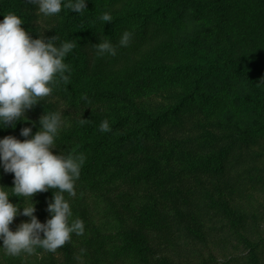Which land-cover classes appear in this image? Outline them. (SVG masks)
I'll use <instances>...</instances> for the list:
<instances>
[{"label": "trees", "instance_id": "16d2710c", "mask_svg": "<svg viewBox=\"0 0 264 264\" xmlns=\"http://www.w3.org/2000/svg\"><path fill=\"white\" fill-rule=\"evenodd\" d=\"M27 3L0 0V21L10 13L20 16L24 20L21 26L33 38L24 11ZM86 7L82 13L62 9L53 17L51 37L58 35L60 42L76 45L65 58L71 69L69 82H61L53 93L70 106L90 108L105 102L125 105L131 114H109L105 120L112 130L106 133L95 125L61 130L58 154L83 153L86 157L76 183L95 195L111 191L119 183L143 187L146 176L157 172V158L167 164L172 159L179 161L176 173L199 175L202 181L190 193V217L178 219L179 210L171 207L173 221H178L180 228L176 240L183 233L192 234L187 220L194 225L200 222L194 232L201 231L200 226L206 232L222 226L228 236L244 244L245 255L238 257L258 264L256 252L264 244V219L251 215L252 208L241 203L264 194V148L257 143L258 139L264 143V0H88ZM105 13L111 15L112 22L101 19ZM187 17L201 23L202 29L179 39L176 34ZM124 31L132 33L126 48L118 44ZM101 37L117 46L116 56L97 54L94 45ZM232 40H241L248 50L238 55ZM236 87L243 88V93L235 91ZM144 95L166 105L155 111L140 109L137 98ZM197 116L200 119H194ZM131 122V129L123 131ZM24 127H32V123L17 122L15 129H0V139L14 136L23 141L26 138L20 131ZM39 128L37 120L32 135ZM163 129L169 135L166 147L156 157L150 156L146 142L160 140ZM129 145L133 153L144 151L138 171L134 169L136 161L114 164L120 159L119 152ZM13 181L14 174L0 167V186L9 188L10 195ZM53 195L50 189L33 196L34 215L41 223L51 218L47 208ZM143 201L147 204L133 220L136 226L126 218L120 227L110 220L103 224L105 231L93 226L87 213L73 211L72 219L84 222V235L73 234L71 242L56 253L37 249V254L24 260L23 254L13 258L1 255L0 264H158L151 257L154 243L160 240L165 250L175 245L160 231L154 236L142 233L149 232L145 227L159 229L153 212L161 213L155 208L157 203ZM10 202L19 204L22 212L23 198L11 196ZM202 212L205 225L199 219ZM20 217L25 216L18 215L10 230H16ZM247 232H253L257 241L249 240ZM163 254L161 264H189ZM236 262L231 256L224 264Z\"/></svg>", "mask_w": 264, "mask_h": 264}, {"label": "clouds", "instance_id": "9594fccd", "mask_svg": "<svg viewBox=\"0 0 264 264\" xmlns=\"http://www.w3.org/2000/svg\"><path fill=\"white\" fill-rule=\"evenodd\" d=\"M88 0H28L36 5L38 14L44 17L58 16L62 9L82 13L87 9ZM104 22H112L109 13L101 16ZM24 20L10 13L0 21V129L17 122H27L26 112L38 103L52 96L61 82L67 84L70 66L65 63L67 55L75 48L73 42H60L58 35L33 39L21 26ZM51 30V29H46ZM132 40V33L124 31L119 39V47L126 48ZM100 56L117 55V46L101 37L94 45ZM67 73V74H66ZM63 112H44L39 119V130L32 135V127H24L21 141L14 136L0 139V167L5 173L14 174V186L9 189L0 186V241L6 256L19 257L37 254V249L56 253L62 246L70 243L72 235L85 233L83 220L72 219L71 205L64 194L76 196L75 185L86 161L83 153L64 152L53 154L58 146L61 130L66 126ZM81 121H87L81 118ZM109 122L102 121L100 132H110ZM30 137V138H29ZM57 189L58 194L48 203L47 211L51 218L41 223L34 215L36 209L33 196L39 192ZM23 198V210L19 204L10 202V197ZM31 206H24L28 202ZM18 215L30 218L22 222L15 231L10 225ZM43 233V238H41ZM84 250H81L83 255ZM79 259V257H77Z\"/></svg>", "mask_w": 264, "mask_h": 264}, {"label": "rangeland", "instance_id": "374dc122", "mask_svg": "<svg viewBox=\"0 0 264 264\" xmlns=\"http://www.w3.org/2000/svg\"><path fill=\"white\" fill-rule=\"evenodd\" d=\"M24 11L27 16V26L34 35L33 39L39 38V33H42L43 31L44 37L46 39L50 38L51 30L46 29H52L54 27L55 23L53 17H51L52 21L49 23L48 19L50 17H44L43 15L38 14L37 6L30 3H27ZM201 29V23H196L192 21L191 18L187 17L180 28V32L176 34V37L179 39L191 37ZM232 42L237 44L236 51L238 52V55L241 53L244 54L248 50L247 45L241 42V40H239L238 43L236 40H232ZM234 90L239 91V94L243 93V88L241 87H236ZM137 100V105L140 109H154L155 111L166 105L162 104L158 99L151 98V95H144L141 98H137ZM134 101L135 99L132 97V102ZM107 108H111L110 111H108ZM44 112H63V119L66 123L64 128L66 129H72L75 127L84 128L92 125L99 128L102 121H104L109 114H115L117 116L131 114L125 105H107L105 102L98 103L90 108L80 107L76 104L70 106L65 103L63 98L58 97L56 93H53L52 96L46 98L44 102L38 103L34 108L26 112V116L28 117L27 122H37ZM187 117L188 116L182 117L180 121H183ZM81 118L87 121L82 122ZM194 119L198 120L200 117L197 116ZM206 121L207 120L204 122ZM132 126L133 123L131 122L128 128L123 131L128 130L129 128L131 129ZM118 135L122 136L123 134ZM168 136L167 130L163 129L161 139L154 142H146L147 148L145 150H150L148 154L156 157L159 152L166 147L167 143H165V141L169 139ZM257 143L260 144V148H264L262 140L258 139ZM58 152L59 150L57 148L53 150V154H58ZM119 153L120 159L118 158L119 161L114 162L115 166H122L123 161L125 163H134L136 161L137 164H134V169L138 171L142 168L141 165L144 160L142 155L144 151L138 154L133 153L129 145V147H126ZM156 161L159 164L157 172L154 174L152 173L149 177L146 176L147 178L143 187L132 188L128 184L119 183L114 186L111 191H105L95 195L89 193L83 186L76 183V196L69 197L68 194L65 193V199L69 201L72 212L87 213V215H90L91 217L92 225L98 226L100 227L99 229L105 231L108 229L103 228V224H106L110 220L116 221V226L118 227L124 225V221L126 220L133 226H136V223H134L133 220L139 218V214L143 212L142 207L147 204L143 200L151 199L153 204L157 203V205L155 204V208L160 210L161 213L154 211L153 214L157 218L154 224L159 227V229L156 230L153 227H145L149 232L142 233H150L154 236L160 231V234L169 235L171 238L170 240L175 245L174 248L169 246L168 250H165L163 249L164 243H159L158 241L160 240L156 238L158 241L152 246L151 257L152 259L157 260L159 262L158 264L162 263L160 258L161 256H165L163 254L165 252L168 253L166 256L169 259L173 261L188 260L189 264H224L225 259L231 256L238 260V262L233 264H250L249 262H245V259L238 257L244 254V244H242L239 239L237 240L234 237H230L231 235L228 236V233L222 229V226L219 228L218 225H215V229L210 232H206L205 229L202 230L200 226L201 231L194 232L196 224L200 225V222H196L194 225L191 221L187 220L193 229H191L193 231L192 234L183 233L180 240H176L175 235L179 233L178 231L180 228L177 224L178 221H173L171 207L179 210L178 219L190 217L192 214V200L190 199V193L195 190L197 183L201 182L202 178L199 175L189 173H185L182 176L176 173L177 171L174 170L180 168L179 166H181V163L174 159L168 164L164 163L160 158H157ZM53 190L55 194H58L57 189ZM246 202L247 201L242 202V206L251 207V215L259 220H263L264 194L258 193L252 201ZM162 208L163 210L161 211ZM199 219L204 220L203 223L204 225L206 224L204 212L199 216ZM20 220L21 222L18 226L22 222H30V218L26 216L20 217ZM246 235L249 240L257 241V237L253 232H247ZM261 235L264 236V232H261ZM256 254L259 259L258 264H264V244L260 245ZM1 255L4 256V252L0 253V256ZM7 257L13 258L10 256ZM21 258L24 260L29 257L27 254H23ZM23 262L24 261H22L21 264H23Z\"/></svg>", "mask_w": 264, "mask_h": 264}]
</instances>
